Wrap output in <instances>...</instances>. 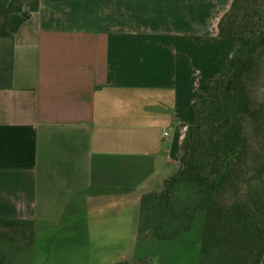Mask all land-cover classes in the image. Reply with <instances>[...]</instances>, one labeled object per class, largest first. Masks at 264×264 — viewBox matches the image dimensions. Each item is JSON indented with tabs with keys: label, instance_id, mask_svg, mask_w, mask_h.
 <instances>
[{
	"label": "crops",
	"instance_id": "1",
	"mask_svg": "<svg viewBox=\"0 0 264 264\" xmlns=\"http://www.w3.org/2000/svg\"><path fill=\"white\" fill-rule=\"evenodd\" d=\"M232 3L40 0L0 36V218L34 221V264H199L198 238L141 235V199L250 43L220 34Z\"/></svg>",
	"mask_w": 264,
	"mask_h": 264
},
{
	"label": "trees",
	"instance_id": "2",
	"mask_svg": "<svg viewBox=\"0 0 264 264\" xmlns=\"http://www.w3.org/2000/svg\"><path fill=\"white\" fill-rule=\"evenodd\" d=\"M39 7L40 0H0V36L16 33ZM219 29L250 43L226 61L213 90L198 94L180 170L162 191L141 199L142 209L153 203L158 215L143 237L174 239L194 231L199 264H262L264 0H233ZM34 242L33 220L0 218V264H13L15 248H29L32 262Z\"/></svg>",
	"mask_w": 264,
	"mask_h": 264
},
{
	"label": "rangeland",
	"instance_id": "3",
	"mask_svg": "<svg viewBox=\"0 0 264 264\" xmlns=\"http://www.w3.org/2000/svg\"><path fill=\"white\" fill-rule=\"evenodd\" d=\"M141 215H140V223H139V232L142 233L141 235H145L144 233H149L153 231L152 226V220L154 218H157L158 215H156V211L154 209V204L150 203L147 206H145L143 209L141 207ZM154 233V232H153ZM188 238H195L198 237V232L197 234L194 231H191V234L189 235H184ZM18 242H21L19 239ZM11 247L17 245L18 243H10ZM191 247H195L192 245ZM14 249V248H12ZM15 251L10 254L11 259L13 261V264H34L35 262H30V259L28 257L29 255V248H24L21 250H17L16 248L14 249ZM181 264V263H180ZM188 264V263H184ZM189 264H191L189 262Z\"/></svg>",
	"mask_w": 264,
	"mask_h": 264
},
{
	"label": "built area",
	"instance_id": "4",
	"mask_svg": "<svg viewBox=\"0 0 264 264\" xmlns=\"http://www.w3.org/2000/svg\"><path fill=\"white\" fill-rule=\"evenodd\" d=\"M166 135H168V133L167 132H164V133L159 134V137L162 139Z\"/></svg>",
	"mask_w": 264,
	"mask_h": 264
}]
</instances>
